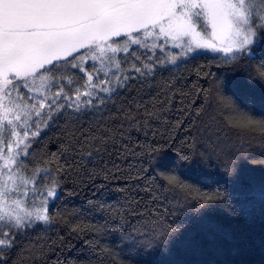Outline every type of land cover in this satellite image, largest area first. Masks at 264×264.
I'll return each instance as SVG.
<instances>
[{
  "label": "snow or ice",
  "instance_id": "6c2138e0",
  "mask_svg": "<svg viewBox=\"0 0 264 264\" xmlns=\"http://www.w3.org/2000/svg\"><path fill=\"white\" fill-rule=\"evenodd\" d=\"M149 38L179 49L167 58L156 56L155 62L169 73L209 53H222L224 59H213L223 64L254 61L256 45L264 41V0H0V107L4 109L0 121V264H37L44 259L56 245L41 234L49 233L55 223L50 212L62 195L60 174L83 173L91 178L88 168H108L106 155L135 150L137 145L125 142L133 131H144L147 136L154 121L167 122L173 111L177 126L194 129L201 141L209 143L219 140L216 134L221 126L245 134L254 130L249 116L214 109L210 103L206 106L199 90L187 91L179 83L168 82L156 97L129 96L117 103L135 80L143 78V84L150 77L155 79L147 64L143 66L147 71L134 64V71L122 77L113 72L115 84L107 73L97 72L92 83L90 73L98 58L110 51L108 60L117 69L127 66L130 58H140L139 49L154 52L157 45L146 43ZM245 71L250 78L264 80V61ZM81 73L87 74L88 81L83 90L77 84V79L83 80ZM37 80L41 87H48L50 95L32 94ZM65 80L67 92L75 91L74 99L63 87ZM46 105L48 110L43 111ZM53 129L63 139L55 152H42V141ZM186 162H190L189 155L180 153L171 166L156 170L172 182L176 168ZM48 163L55 165V175L43 166ZM32 168L34 173L26 175ZM119 170V165H111V172ZM233 171L230 164L224 165L226 175ZM136 187L150 193L149 200L159 198V192L147 183ZM96 208L113 211L105 203ZM103 227L97 226L98 234ZM77 230L86 229L77 225L73 231ZM165 235L161 230L159 238ZM124 240L136 243L131 234ZM54 264L66 262L57 257Z\"/></svg>",
  "mask_w": 264,
  "mask_h": 264
},
{
  "label": "trees",
  "instance_id": "16d2710c",
  "mask_svg": "<svg viewBox=\"0 0 264 264\" xmlns=\"http://www.w3.org/2000/svg\"><path fill=\"white\" fill-rule=\"evenodd\" d=\"M146 43L157 45L154 52L139 49L140 58H130L129 64L119 69L108 60L110 51L98 58L94 62L96 69L90 73L92 83H96L97 72L101 76L107 73L115 84L113 72L122 77L134 71V64L142 69L147 64L154 70L155 79L150 77L143 84V78L135 80L117 103L125 102L129 96L156 97L157 90H166L168 82L179 83L187 91L199 90L206 106L210 103L214 109L249 116L254 130L245 134L221 126L216 134L219 140L209 143L201 141L194 129L177 126V113L173 111L167 122L154 121L147 136L144 131H133L125 142L137 145L135 150L122 155L118 150L112 151L105 156L108 168L86 170L91 178L83 173H61L62 195L50 212L55 223L49 233L41 234L55 240L56 245L37 264H54L57 257L66 264L90 259L97 264H264V127L260 126L264 122V80L250 78L245 71L246 67L254 70L264 61V41L257 43L254 61L223 64L213 59H224L222 53H209L171 73L155 62L156 56L167 58L179 49L165 45L163 40L149 38ZM160 47H164L163 53ZM80 75L83 80L77 79V84L83 90L88 87L87 74ZM63 87L67 92V80ZM32 94L50 95L48 87H41L39 80ZM67 94L75 98L74 90ZM107 107L112 104L107 103ZM47 110L46 105L43 111ZM3 119L4 109L0 107V121ZM61 139L53 129L40 150L55 152ZM180 153H187L190 162L181 163L169 182L156 169L171 166ZM113 164L119 165L120 170L111 172ZM225 164L233 167V174H225ZM43 166L56 174L54 164ZM34 171L35 168L29 169L26 175L31 176ZM145 183L159 192V198L149 200L150 193L136 187ZM100 203L112 205L113 211H97ZM77 225L86 230L73 231ZM100 225L104 227L98 234ZM161 230L166 234L163 239L159 238ZM130 234L135 244L124 240Z\"/></svg>",
  "mask_w": 264,
  "mask_h": 264
}]
</instances>
